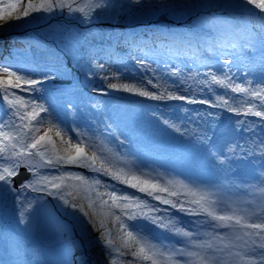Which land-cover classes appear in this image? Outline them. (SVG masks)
I'll return each mask as SVG.
<instances>
[{"label": "snow or ice", "instance_id": "6c2138e0", "mask_svg": "<svg viewBox=\"0 0 264 264\" xmlns=\"http://www.w3.org/2000/svg\"><path fill=\"white\" fill-rule=\"evenodd\" d=\"M212 6L244 14L243 27L233 26L244 43L233 42L228 47H255L258 40L264 49V0H225L218 5L197 4L193 0H0V22L18 21L38 12L54 14L67 10L93 20L98 16L116 19L137 11ZM253 20L258 23L253 24ZM171 38L175 43L178 36ZM125 43L137 46L135 36ZM76 63L79 65V61ZM137 63L148 69L143 59ZM225 63L230 65L233 61ZM96 70L103 71L104 65H89V71ZM65 71L70 72L66 66ZM181 75L180 70L170 72L168 79L176 78L170 85L154 83L153 78L145 80L143 76L136 82H121V76H105L104 80L111 90L155 101L178 100L223 108L237 116L257 117L264 125V81L258 85L251 80L237 83L230 67L220 75L212 70L202 74L190 71L184 80L179 79ZM198 76L203 77L198 81L201 90H211L215 85L246 99L234 106L223 95H216L214 101L190 98L191 86H185L186 80L196 81ZM51 78L46 74V79ZM42 83L0 62V102L4 103L6 114L11 113L7 122L0 121V189L17 196L29 190L43 193L71 215L84 217L85 225L96 233V244L108 264H264V136L249 148L226 144L224 151L216 148L206 132L197 134L186 125L182 130L169 118L152 114L175 133L205 147L213 167L227 166L230 171V159L236 158L237 148L245 157L260 160L255 177L258 183L250 184L254 198L234 201L223 183L209 185L148 169L133 153L121 149L127 137L121 140L115 133L109 138L63 127L62 122L44 115L49 114L48 107L21 94L39 92L37 86ZM236 123L256 135L247 121ZM22 168L28 178L17 185ZM125 188L133 191L126 192ZM20 204L23 223L32 201L25 197ZM183 216L194 219L185 223ZM148 226L167 235L161 237ZM78 264H88L87 258L81 257Z\"/></svg>", "mask_w": 264, "mask_h": 264}, {"label": "rangeland", "instance_id": "374dc122", "mask_svg": "<svg viewBox=\"0 0 264 264\" xmlns=\"http://www.w3.org/2000/svg\"><path fill=\"white\" fill-rule=\"evenodd\" d=\"M79 2V0H77ZM197 4H204L206 2L214 3L216 5L222 4L225 2V0H194ZM185 10H191L192 12L196 14H200L201 12L209 11L213 15H222L223 13L229 12V10L232 11H239V10H233L226 7H218V6H212V7H199V8H181ZM150 11V10H147ZM145 12V11H144ZM155 11L147 12V14L152 17H154ZM163 11H156L157 14L162 13ZM167 14L168 18L170 19L174 14H171V17L169 13L163 12ZM186 13V11H185ZM46 15L51 14H45V13H33L30 17L24 18L21 20H12L10 22H0V31L5 30V24L10 27H19L21 28H29L31 32L46 36V37H52L55 28V21L52 19H46L44 20L43 17ZM80 14H76V16H79ZM148 17V18H149ZM244 17V15H243ZM188 18V17H187ZM186 19V17L180 16V21ZM157 20V19H152ZM176 20V19H173ZM187 20V19H186ZM222 22H226L223 19H221ZM189 23L196 24L200 27V18H197V16H192V19L187 20ZM199 22V23H198ZM214 22V21H213ZM222 27L218 28L220 32L223 33V36L229 35L231 39L235 40V42L244 43V41L241 39V37L236 34L233 30V26L243 27V23L236 22V25H229L226 23H222ZM258 23V21L253 20V24ZM182 25V24H181ZM207 26V24H206ZM214 26V25H212ZM211 25H208L211 29ZM158 28L160 30H170L171 28L177 29L179 26H175L173 23L171 24H165L160 23L158 25ZM196 40L198 39V36H195ZM210 52L209 50H205ZM235 53V54H233ZM209 54V53H208ZM223 54L220 51L215 50L214 52L210 53L208 56H184L183 54H179L176 52H173V50H169L166 47H149L148 49H142L139 53L136 55L128 56L125 54V60L126 64L124 65V68L122 71H116L112 74L114 76H121L123 79L121 82H136L138 81L142 76L145 80L149 78L154 79V83H161V84H168L170 85L172 83L173 79H176L175 77L168 79L169 73L175 70H180L182 72V75L179 77V79L184 80L186 76L189 75L191 72H199L204 73L209 70H212L216 72L218 75L222 74L223 71H227V69L230 67L232 70L233 77L237 76V78L242 79L243 83H245L248 80L253 81L258 85L260 82L264 81V73L261 72L264 71V49H262L259 41L257 40L255 42V47H247L244 49L235 48L232 50V52L228 53L227 55H220ZM128 59V61H127ZM138 59H143L145 64L148 65V69L141 68L139 64L137 63ZM226 61H233L230 65L225 63ZM250 66L257 67V71L252 70L251 74L246 72L247 68L253 69ZM245 67V68H244ZM260 72V73H258ZM246 75H249L248 77ZM161 77H164L162 79ZM203 78L202 76H198L196 81L193 80H186L185 86H191V93L190 97L194 96L197 99L205 98L214 101L216 95H223L226 99H229V102L232 103L234 106L238 105L243 102V97L238 96L235 93L231 92H225L223 88L220 86H212V89L209 90L207 88H204V90H201L202 86L198 84L199 79ZM236 78V77H235ZM106 81L102 80V83L100 85L101 91L104 93L109 106H105V112L108 111L116 113L120 112L117 116V119H111L107 121V131L109 134L115 133L117 136H119V139L125 140V137H127V140H125V144L121 145V149L124 151H130L135 155V157H138L139 160L147 166L148 169L156 170V171H165V166L170 167L175 172L174 166L172 164H164L163 160L166 158V152L169 150L168 148V138H170V143L173 148H175L174 143L178 145L180 139L182 136L180 134L175 133L169 134V128L165 126L160 119L153 118V113L156 114L157 117H165L169 118L170 120H175V123L177 126L179 124H182L186 121L184 119L185 112H183L181 123L180 118L176 117V114L178 112V108L176 106H172V109L170 113L166 114L165 109L166 107L162 106L163 101H153V104L150 103V100L147 98L138 97L135 95H131L125 92H119L115 90L108 89L106 87ZM98 87H94L93 90L97 91ZM98 92V91H97ZM118 93L124 96H130L129 98H133L135 100H139L137 102L132 101H125L122 100H109V97L106 96L107 93ZM35 99L41 103L44 104L46 107L49 108V114H44L46 116H49V118H54L55 122L60 123L62 122V126L65 128H73V129H80V120L78 118H71L68 114V109L72 110L74 109L71 105L67 103V101L62 100L64 96H57V105L48 104V100L45 98L39 99L40 97L38 94L39 92H34ZM100 101V100H99ZM136 103H141L137 106H134ZM4 104V103H3ZM112 104L113 106L111 107ZM88 105H90V102H88ZM106 105V104H105ZM202 105V104H201ZM207 110L213 112L214 117L211 119L210 116H204L203 121L199 119L198 116L195 118L192 117L188 119L185 123L187 128L190 129H196L197 134L200 133V130L204 131L209 135L211 127L217 122L219 119V115H223V117L227 120H229L228 127L224 130V132L221 133L220 137L216 142L214 143L217 149H222L226 151L225 145L231 146L232 140L237 143V128L238 124L237 121H240V116H237L234 113L228 112L227 110L223 108H213L209 107L208 105H203ZM51 107V108H50ZM157 107H160V109H164L162 112L161 110H157ZM163 107V108H162ZM53 109V110H52ZM168 111V110H167ZM11 115V113L9 114ZM195 114H193L194 116ZM6 119L2 120L4 122H7ZM255 121L256 123H252ZM196 122L197 124H194ZM213 123L212 126H210V123ZM106 125V123H105ZM251 128L254 129L255 133H259V138L264 136V131L262 132L261 128H264V125H260L259 120H252L251 121ZM101 126H103L101 124ZM106 128V127H105ZM183 130V127H181ZM98 135L103 134L105 135L107 131L103 132V129H101L100 126H98ZM43 131V129H42ZM93 133V132H92ZM120 133H123V135H120ZM91 134V133H90ZM107 134V135H109ZM106 136V135H105ZM110 138V136H109ZM239 139V138H238ZM255 141V137L253 135L252 131L247 132L246 136L242 139L240 142L241 148L244 147V144L247 143V146H249V142ZM113 143L115 141L113 140ZM194 148L193 149H201L203 146L196 143L194 141L193 143ZM178 149V147H177ZM173 153V152H172ZM173 157L180 158L181 155L179 152H176ZM174 154V153H173ZM238 154L240 155V160L242 161V164H246L249 168H255L258 166V163H260L259 159L253 158V157H245L243 153L239 150ZM178 162L175 161V164ZM177 166V165H176ZM119 191V188L117 189ZM126 192H131L128 189H124ZM133 191V190H132ZM52 201L57 204L58 202L53 198ZM0 218L4 219V216L0 215ZM194 218H186L183 217V221L193 220ZM61 221L70 225V227H73L75 230H77L81 235H84V243L86 242L87 247L89 248L90 252L93 254V256L96 258L97 261H99V264H108V261L105 259L104 252L102 248L96 244V233L93 231L92 227L86 226L84 223V217L82 216H74L71 215L67 211H63ZM150 231H153L154 233L161 235L158 230L155 229L152 226H148ZM26 230V228H25ZM78 253V252H77ZM81 253V251H80ZM28 261V260H27Z\"/></svg>", "mask_w": 264, "mask_h": 264}, {"label": "trees", "instance_id": "16d2710c", "mask_svg": "<svg viewBox=\"0 0 264 264\" xmlns=\"http://www.w3.org/2000/svg\"><path fill=\"white\" fill-rule=\"evenodd\" d=\"M121 2L126 3L127 0H121ZM180 11L181 8H177L176 10L167 11V13L170 16L174 14L171 19H176L180 23L182 13ZM147 12L150 11L122 14L116 19L98 16L93 20H85L81 15L76 16L75 13H70L67 10L57 11L54 14L43 17L44 20L52 17L55 21L52 37L35 34L29 28H8L9 26L5 24V30L0 31V62L4 65H11L13 70H18L21 75H28L30 78L42 81L43 83L37 86L40 89V94H38L40 97L38 98L47 99L49 105H57V96H64L62 100L74 105V101L82 92L81 87L77 85L79 80L91 88H93L92 86H97V81L102 76V79H104L108 68L113 69L120 64L119 51L121 50L137 51L142 45L150 46L155 41L170 42L173 49H184L185 52L189 49L195 50L196 43L189 34L191 33L189 23L182 24L183 28L179 30L181 31L179 34H176L178 39L175 43H173L171 38L174 34L161 30L147 31L145 35L143 34L144 32L139 34L132 30L128 32L120 30L123 24L126 25L128 30L130 29L129 26L133 24L140 25L150 21L148 20L149 15L146 14ZM232 13L234 18H240L239 14L236 13L242 12L232 11ZM208 14L209 11L202 13V22H207L206 17ZM154 15L159 14L155 11ZM190 19H192V16ZM230 20L233 21L231 18ZM240 21L245 23L244 20ZM193 31L196 34L200 33L198 28L195 27H193ZM223 33L210 31L208 34H202L203 45L207 49L215 48L228 53L232 49L228 45L233 43V41L229 39V35L223 36ZM133 36H135L137 41L136 47H130L125 43L126 39ZM218 45H223V47H218ZM77 61H79V65H77ZM97 64H103L105 69L103 71H89V65L95 68ZM65 66L70 72L65 71ZM77 67L80 68V71H77ZM46 74L53 78L46 79ZM56 78L68 79L71 84L66 87L55 86L53 79ZM33 93L21 94L35 99V94ZM3 107H5L3 102H0V111ZM73 170L85 171L83 169ZM6 193L7 191L0 189V212L5 216H7L6 213L13 214V219H16V223L14 222L12 227L7 225L6 229H3L5 230L3 231L4 239L9 240V248L19 246L23 236L26 237L25 228L36 224L39 230H37V234L40 237H36V241L29 245V250L38 247L44 248V254L41 255V259L52 261L61 255V263L66 264L71 259L67 257L72 256L74 251H77L78 242L83 247L82 253H84V256L86 258L89 256V252L86 250L87 244L86 242L84 243V235H81L78 231L75 232L76 237L68 236L67 240H65L66 238L63 239L62 236L67 235L66 230L68 229L71 234V229L70 225L61 221L62 213L65 209L60 207L59 203L55 204L46 194H37L30 190L21 196L16 195L11 198ZM8 194L10 193L8 192ZM25 197H27V200L32 201V209L29 214L23 217L25 222L21 223L20 212L23 209L20 201L25 200ZM31 212H35L37 217L32 216ZM36 218L38 220H35ZM66 254L67 257H65ZM87 261L89 264L92 263L90 259Z\"/></svg>", "mask_w": 264, "mask_h": 264}, {"label": "bare ground", "instance_id": "6f19581e", "mask_svg": "<svg viewBox=\"0 0 264 264\" xmlns=\"http://www.w3.org/2000/svg\"><path fill=\"white\" fill-rule=\"evenodd\" d=\"M253 69L247 68V73H252V70L257 71V67L250 66ZM245 68V67H244ZM261 72L264 73L262 70ZM260 73V72H258ZM247 77L249 75H246ZM236 77V78H235ZM234 79L237 83H243L242 79L237 78L235 76ZM256 85V83H254ZM243 99H246V97H243ZM175 101V100H172ZM187 105H195V104H188ZM195 114L193 117L195 118L199 114L203 117V115L195 111L193 112ZM254 116H248L247 122H249ZM243 118V116H242ZM257 118V117H256ZM172 121V120H171ZM175 122V120H173ZM194 124H197L194 122ZM195 133H198L196 129H190ZM174 133V134H173ZM200 133H204V131L200 130ZM199 133V134H200ZM169 134L175 135V132L169 129ZM254 142L250 143L249 146H245L246 148H249L253 145ZM179 145L174 143V146L179 147V153L181 154L182 161L174 158L171 159V156H167L166 162L168 163H174L177 161V164H174V169L170 167H166L164 173L167 175H175L178 178H189L192 180L200 181L204 184H219L223 183L227 187L225 189L227 195L234 201H243V200H251L253 199V192L250 188V184H257L258 181L255 179L257 172L260 170L258 163V166L255 168H249L246 164H242L240 161H237V159L241 158L240 156H236L234 160H230L231 163V170H227V166L225 167H213L212 166V158L208 155V152L206 150L202 151L201 153H198L193 149V142L192 139L188 136H182L180 139ZM168 148L172 150L171 152L176 150V147L173 149L170 138H168ZM140 161V160H139ZM177 165V166H176ZM204 171H207L206 173ZM194 227V226H193ZM158 232L166 236L167 234L164 233L162 230H158ZM174 242V241H173Z\"/></svg>", "mask_w": 264, "mask_h": 264}, {"label": "water", "instance_id": "95a60500", "mask_svg": "<svg viewBox=\"0 0 264 264\" xmlns=\"http://www.w3.org/2000/svg\"><path fill=\"white\" fill-rule=\"evenodd\" d=\"M28 176L27 174L24 172V169H21V175L16 179V184H19L20 182H22L23 180L27 179Z\"/></svg>", "mask_w": 264, "mask_h": 264}]
</instances>
